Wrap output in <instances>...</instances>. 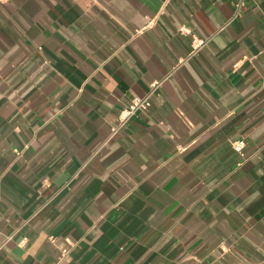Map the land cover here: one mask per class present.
Here are the masks:
<instances>
[{
    "label": "crops",
    "instance_id": "obj_1",
    "mask_svg": "<svg viewBox=\"0 0 264 264\" xmlns=\"http://www.w3.org/2000/svg\"><path fill=\"white\" fill-rule=\"evenodd\" d=\"M0 264H264V0L0 3Z\"/></svg>",
    "mask_w": 264,
    "mask_h": 264
},
{
    "label": "built area",
    "instance_id": "obj_2",
    "mask_svg": "<svg viewBox=\"0 0 264 264\" xmlns=\"http://www.w3.org/2000/svg\"><path fill=\"white\" fill-rule=\"evenodd\" d=\"M7 1L8 0H0V3H4ZM184 33L189 34V32L187 30H185ZM201 45H202V42H198L195 40V49L200 47ZM157 87H158V84H152L147 97L135 98L127 105V107L121 112V114L119 116V126L114 130L113 133H116L137 112L145 111L150 107L149 97H150V95H152L154 93V91L157 89ZM243 147H244L243 141H238V142L233 144V149L238 153L241 152Z\"/></svg>",
    "mask_w": 264,
    "mask_h": 264
}]
</instances>
